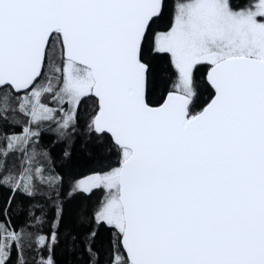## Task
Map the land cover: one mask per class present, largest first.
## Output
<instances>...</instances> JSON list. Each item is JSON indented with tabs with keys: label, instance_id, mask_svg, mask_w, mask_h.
Returning a JSON list of instances; mask_svg holds the SVG:
<instances>
[{
	"label": "snow or ice",
	"instance_id": "6c2138e0",
	"mask_svg": "<svg viewBox=\"0 0 264 264\" xmlns=\"http://www.w3.org/2000/svg\"><path fill=\"white\" fill-rule=\"evenodd\" d=\"M0 264H264V0H0Z\"/></svg>",
	"mask_w": 264,
	"mask_h": 264
},
{
	"label": "trees",
	"instance_id": "16d2710c",
	"mask_svg": "<svg viewBox=\"0 0 264 264\" xmlns=\"http://www.w3.org/2000/svg\"><path fill=\"white\" fill-rule=\"evenodd\" d=\"M80 171L82 172L83 175H88L89 174V166L84 164L81 168ZM96 197H93V200H95Z\"/></svg>",
	"mask_w": 264,
	"mask_h": 264
}]
</instances>
